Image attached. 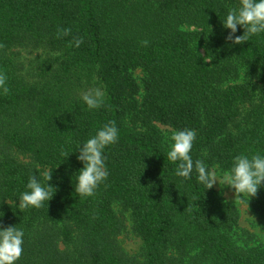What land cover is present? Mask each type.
I'll list each match as a JSON object with an SVG mask.
<instances>
[{
  "label": "trees",
  "instance_id": "obj_1",
  "mask_svg": "<svg viewBox=\"0 0 264 264\" xmlns=\"http://www.w3.org/2000/svg\"><path fill=\"white\" fill-rule=\"evenodd\" d=\"M101 2L0 0V73L10 90L0 89V228L24 233L15 264H264V247L236 244L237 210L199 183L195 170L190 178L176 175L153 125L195 130L190 155L209 170H229L241 153L264 155V32L243 44L226 40L231 30L223 21L239 0H143L153 9L147 23L107 21ZM179 25L198 31L185 33ZM58 28L71 33L57 39ZM237 29L235 35H243V27ZM75 37L84 43L69 47ZM195 44L204 45L212 67ZM39 45L63 51L64 71L96 69L103 105L66 103L53 87L27 83L11 50ZM237 66L247 79L226 85ZM138 69L141 85L132 75ZM245 104L251 108L242 114ZM127 120L142 131H131ZM109 122L119 138L103 152L108 177L93 196L81 197L75 192L83 168L79 147ZM44 172L52 173L49 182ZM32 175L54 194L42 207L21 212L19 197L30 191ZM114 202L130 212L142 242L138 256L117 241L123 225ZM248 206L264 227V182Z\"/></svg>",
  "mask_w": 264,
  "mask_h": 264
},
{
  "label": "clouds",
  "instance_id": "obj_2",
  "mask_svg": "<svg viewBox=\"0 0 264 264\" xmlns=\"http://www.w3.org/2000/svg\"><path fill=\"white\" fill-rule=\"evenodd\" d=\"M238 25L243 27V35H235ZM223 26L231 30L226 40L233 44H243L251 36L264 32V0H239L238 7L228 10ZM70 33V28H58L57 39ZM83 43V37H75L69 42V47L74 45L78 48ZM141 43L147 46L148 41ZM3 47L5 45L0 44V48ZM6 81L7 76L0 73V89L4 95H8L10 91ZM81 98L89 109L100 108L104 103V93L98 88L84 92ZM118 138L119 132L115 123L109 122L79 147L77 160L83 163V168L79 170L75 192L81 197L93 196L98 186L107 179L106 157L103 152L107 146L115 144ZM170 139L172 143L167 158L177 164V176L190 178L195 170L198 182L204 184L206 189H211L218 182L221 186L234 190L235 202L242 201L245 195L249 198L257 195L264 182V155H236L231 168L218 175L216 171L209 170L202 160L193 161L190 153L196 139L195 130L174 131ZM43 176L48 182L52 179L50 172H44ZM27 189L30 191L23 192L19 197L18 207L21 212L29 207H42L44 201H49L54 194V188L49 183L47 187L42 186L36 175L30 177ZM23 237V231L15 226L0 228V264H15L20 259L23 253Z\"/></svg>",
  "mask_w": 264,
  "mask_h": 264
},
{
  "label": "rangeland",
  "instance_id": "obj_3",
  "mask_svg": "<svg viewBox=\"0 0 264 264\" xmlns=\"http://www.w3.org/2000/svg\"><path fill=\"white\" fill-rule=\"evenodd\" d=\"M103 9L105 10V18L107 21L118 20L124 22L126 19L129 22H145L149 19L153 9L146 4L143 5V0H102ZM118 3V4H117ZM179 31L189 33L198 31L195 27L187 25H179ZM194 49L200 53L204 62L212 67V61L207 55V51L202 44H195ZM13 58L19 65V74L29 84H38L40 86L53 87L54 91L62 93L64 101L70 103L72 101L82 100V94L90 89H100L104 93V89L96 76V69L71 68L64 71L61 66V60L65 58L63 51H55L45 45L36 47H13L11 50ZM236 75L229 79L225 84H239L247 79L244 68L237 66ZM133 78L138 85L144 78V73L138 69L132 73ZM259 96L253 101L258 102ZM251 108V104H245L241 109L242 114ZM155 129L162 136V148L168 152L172 143L170 137L174 130L168 126H163L158 123L153 124ZM128 128L133 132H141L142 128L135 120H127ZM13 157L22 164L29 163V158L24 155L13 152ZM210 170L216 171L219 175L222 171L217 165L212 166ZM216 193L222 195L223 199L233 206L238 212L237 228L233 233V238L238 246L248 248H263L264 247V227L260 219L255 216L253 211L248 206V196H244L242 201L235 202L234 190L227 186H221L218 182L213 186ZM112 210L115 216L121 221L123 229L117 236V241L121 248L131 256H138L142 249V242L134 234L132 230V220L130 212L124 209L120 203L114 202ZM57 228L62 229L63 224H57ZM75 235V233H73ZM65 246V245H64ZM60 244V248H64Z\"/></svg>",
  "mask_w": 264,
  "mask_h": 264
}]
</instances>
